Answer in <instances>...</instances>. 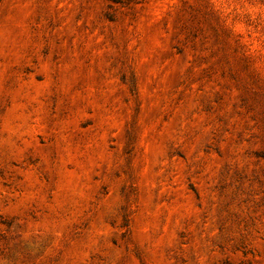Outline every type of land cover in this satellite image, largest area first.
<instances>
[{"label": "rangeland", "instance_id": "obj_1", "mask_svg": "<svg viewBox=\"0 0 264 264\" xmlns=\"http://www.w3.org/2000/svg\"><path fill=\"white\" fill-rule=\"evenodd\" d=\"M0 264H264V0H0Z\"/></svg>", "mask_w": 264, "mask_h": 264}]
</instances>
